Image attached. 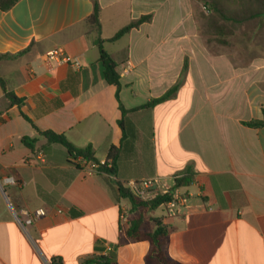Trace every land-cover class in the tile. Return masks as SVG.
<instances>
[{
    "label": "crops",
    "instance_id": "crops-1",
    "mask_svg": "<svg viewBox=\"0 0 264 264\" xmlns=\"http://www.w3.org/2000/svg\"><path fill=\"white\" fill-rule=\"evenodd\" d=\"M98 1L99 33L87 23L92 0H21L0 11V54L28 49L0 61L9 90L25 99L10 107L0 87V264H82L110 253L117 264H146L150 244L126 236L120 210L129 202L117 184L162 177L172 189L187 175L190 185L175 190L190 195L184 215L168 217L162 207L149 213L168 225L167 258L264 264V127L247 124L264 120V56L238 63L219 50L200 25V0ZM143 16L151 20L109 41ZM99 37L120 75L124 131L116 88L103 78ZM57 48L78 65L43 60ZM175 86L166 101L132 111ZM37 129L91 145L101 163L111 146L120 148L116 175L75 166ZM25 137L37 138L35 151ZM12 209L46 216L28 238Z\"/></svg>",
    "mask_w": 264,
    "mask_h": 264
},
{
    "label": "trees",
    "instance_id": "trees-1",
    "mask_svg": "<svg viewBox=\"0 0 264 264\" xmlns=\"http://www.w3.org/2000/svg\"><path fill=\"white\" fill-rule=\"evenodd\" d=\"M21 0H0V11H10ZM204 7V19L210 33L211 39L222 45L228 44V38L236 35L244 26L248 24H256L258 27L264 25V0H200ZM93 13L87 19L90 28L96 30L97 33L101 27V7L98 0H92ZM151 20L150 16H143L138 20L130 22L127 26L117 32L109 41H116L128 34L131 30L137 29L143 23ZM105 40L100 37L95 41V45L99 51V62L102 66V74L104 80L116 88V99L119 103V108L123 114L119 124L123 131L125 130V114L121 100L120 92L122 85L120 75L117 72V65L112 57L104 50L103 43ZM28 49L16 54H0V61L16 60L22 57ZM186 69V66L185 68ZM0 87L4 92L6 102L10 107L16 105L21 107L24 105L25 99L19 98L16 94L9 90L5 78L0 74ZM178 90V86L171 88L164 96L158 99H152L146 105L139 109H151L156 105L166 101L172 97ZM25 119L30 121L26 116ZM252 127H264V120L252 121L247 123ZM38 136L45 139V145L59 144L63 146L68 153L70 163L79 166L75 160L80 158L86 162H91L99 165V171L102 173L115 176L118 167V160L121 149L116 146H111L107 159L104 164H101L94 156V149L91 145L84 148L74 146L63 134H58L53 131H40L37 129ZM37 138L25 137L22 142L25 146L35 151ZM191 177L189 175L177 179L174 187L166 195L159 196L150 202H143L135 198L129 189L123 183L118 182L117 188L119 196L122 200H127L128 226L126 236L133 242L147 241L150 244V250L147 253L145 260L146 264H176L171 262L165 254V246L167 244L169 228L162 218H153L149 213L155 209L162 207V204L167 203L172 199L176 189L190 185ZM147 227L145 230L144 228ZM149 227V228H148ZM50 264H61L59 259H52ZM82 264H117L113 254L108 256L94 255L83 261Z\"/></svg>",
    "mask_w": 264,
    "mask_h": 264
},
{
    "label": "built area",
    "instance_id": "built-area-1",
    "mask_svg": "<svg viewBox=\"0 0 264 264\" xmlns=\"http://www.w3.org/2000/svg\"><path fill=\"white\" fill-rule=\"evenodd\" d=\"M43 60L46 62H74L78 65L77 60H72L66 56L65 52L61 48L53 49L47 52L43 56ZM75 163L79 166H87V168L93 169L96 172L99 171V165L91 162H86L84 159L80 158L75 160ZM101 164H104L102 162ZM111 176V175H110ZM177 177L176 179H180ZM8 182L14 183L13 180L9 179ZM130 192L140 201L150 202L159 196L166 195L170 192L171 188L163 183L162 177H156L152 179L142 180L140 182H130L125 186ZM190 195L186 193H173V197L167 203L162 204V208L166 211L168 217L181 216L184 215V211L189 207ZM14 218L18 225L20 226L22 232L30 238V228L33 223L38 219L46 216L44 209H37L35 211L21 210L16 211L12 209ZM128 210L127 207H122L120 210V222L126 227L128 226Z\"/></svg>",
    "mask_w": 264,
    "mask_h": 264
},
{
    "label": "rangeland",
    "instance_id": "rangeland-1",
    "mask_svg": "<svg viewBox=\"0 0 264 264\" xmlns=\"http://www.w3.org/2000/svg\"><path fill=\"white\" fill-rule=\"evenodd\" d=\"M203 16L204 13L200 15L199 22L205 34L208 35L207 28L205 27L206 29H204L205 19ZM211 37L209 36V39L213 40ZM220 45L222 44L219 43ZM213 48L216 50V47ZM218 48L226 51L238 63L249 62L255 56H264V25L259 27L256 24L246 25L236 35L228 38L227 45H222ZM161 210V208L155 209V214H161Z\"/></svg>",
    "mask_w": 264,
    "mask_h": 264
}]
</instances>
